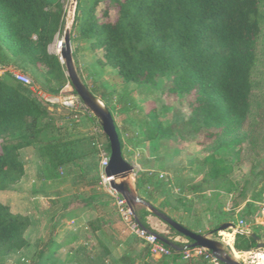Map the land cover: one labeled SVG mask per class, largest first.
<instances>
[{"label":"rangeland","instance_id":"rangeland-1","mask_svg":"<svg viewBox=\"0 0 264 264\" xmlns=\"http://www.w3.org/2000/svg\"><path fill=\"white\" fill-rule=\"evenodd\" d=\"M83 1L96 2L94 13L99 22L116 20L119 7L113 0ZM61 3L64 28L48 47L49 53L59 58L57 43L70 37L76 0ZM91 42L77 39L71 43V71L85 88L105 97L113 111L122 136L123 157L133 168L117 177L116 183L125 187L132 208L138 211L141 206L137 198H142L159 211L163 209L162 214L170 212V217L185 228L213 240L221 255L229 254L227 245L232 246L231 237L225 235L228 231L221 227L236 224L240 218L264 242V218L260 213L264 194V29L254 70L253 118L243 129L253 142L245 139L242 144L216 149L215 144L205 140L200 123L191 118L187 99L168 95L170 81L158 77L153 86L123 82L116 70L103 65L102 50L94 51ZM0 62L33 80L35 86L30 90L45 102L51 118L39 142L20 152L23 178L0 191V203L29 220L24 234L26 247L7 254L0 264H33L50 239L61 245L53 264H191L183 259L155 261V256L148 254L146 246L119 219L100 179L101 154H107L108 138L100 120L72 84L65 59L60 62L68 81L56 97H78L83 108L76 112L45 101L49 94L45 92L46 69L42 65L27 66L6 60L3 55ZM153 118L167 129L166 138L154 133ZM60 158L70 161L58 167ZM212 168L220 170L217 176L211 174ZM137 183L135 198L132 189ZM166 203L175 210H168ZM157 211L152 210L158 226L151 229L167 235L162 232L166 226ZM249 252L236 261L260 264L254 256L260 253L263 257L264 250ZM242 255L233 248L234 260Z\"/></svg>","mask_w":264,"mask_h":264},{"label":"trees","instance_id":"trees-1","mask_svg":"<svg viewBox=\"0 0 264 264\" xmlns=\"http://www.w3.org/2000/svg\"><path fill=\"white\" fill-rule=\"evenodd\" d=\"M61 1L0 0V55L27 66L42 65L46 69L45 92L55 96L68 81L60 58L48 51L64 28ZM113 1L119 7L116 20L99 22L94 13L95 1L76 0L71 43L77 39L92 41V49L103 52V65L116 70L123 82L153 86L158 77L170 81L168 95L187 99L191 118L200 123L205 140L215 144V149L242 144L245 139L253 142L243 129L253 118L254 70L264 29V0ZM86 89L100 98L113 117L106 98ZM46 106L36 93L14 81L11 75L0 76V191L23 178L25 168L20 152L37 144L48 127L51 118ZM152 124L157 136H168L167 129L155 118ZM114 125L123 154L122 136L115 122ZM106 151L109 155V141ZM68 161L57 159V166ZM212 171L213 176L220 172L216 168ZM136 214L141 225L152 231L147 222L151 213L140 208ZM28 226L27 217L13 214L0 203V259L26 247L24 234ZM169 230L192 243L173 228ZM225 235L231 237L233 248L243 255L257 248L250 236ZM161 236L167 239L166 235ZM60 247L50 239L36 254L33 264H53ZM259 254L254 259L264 264V256ZM163 259L180 260L182 256L177 251L175 256Z\"/></svg>","mask_w":264,"mask_h":264},{"label":"built area","instance_id":"built-area-1","mask_svg":"<svg viewBox=\"0 0 264 264\" xmlns=\"http://www.w3.org/2000/svg\"><path fill=\"white\" fill-rule=\"evenodd\" d=\"M9 74L12 76L14 81L20 83L23 86H27L29 88H33L35 86L33 80L25 73L20 72L13 67H8L3 65L0 62V76ZM38 90V89H37ZM36 92V90H35ZM40 92V91H39ZM41 94V93H39ZM45 101L52 105H60L64 109L70 112H76L78 110H82L83 105L78 97L68 96L64 98H59L53 95H49L45 97ZM109 164V155L106 153L101 154L100 167H101V184L107 190L110 199L115 207L116 213L127 229V231L131 232L137 239H139L149 250L151 256L155 257H172L177 251L180 252L182 259L188 263L192 261H201L205 264H223L221 263L217 257L208 249L203 247H183L179 250L177 248L170 247L164 244L163 238L154 233L153 231L143 227L137 217L135 210L129 204L128 200L125 196L118 193L113 187L111 183L116 181L114 177H107L105 175V168ZM261 216L264 218V194L262 196L261 203ZM232 227H229L230 231H228V235L234 237L236 234L249 236L251 234V225L248 224L243 218L237 220L236 224H232ZM228 229V228H227ZM231 246V245H230ZM232 247V246H231ZM233 248V247H232ZM251 253L248 251L245 252L239 259L242 260L246 255H250Z\"/></svg>","mask_w":264,"mask_h":264},{"label":"water","instance_id":"water-1","mask_svg":"<svg viewBox=\"0 0 264 264\" xmlns=\"http://www.w3.org/2000/svg\"><path fill=\"white\" fill-rule=\"evenodd\" d=\"M58 47H62L60 61L65 59L66 66L69 71V77L71 79L72 84L74 85L78 95L81 99L86 103L88 108L92 111V113L100 120L101 127L103 129L104 134L107 136L109 144H110V154H109V164L105 168L104 172L107 177H121L125 176L128 173L133 171L132 166L126 162L122 154L121 143L119 141L118 134L115 129L114 120L110 112L104 106V109H99L96 104L93 102V99H96L77 79V77L71 71V61H72V53H71V41L70 37H65L64 41H59L57 43ZM113 189H115L118 193L123 195V187L113 181L111 183ZM127 199V198H126ZM153 210V208H151ZM157 216L166 223L169 227L173 228L179 234L188 238L192 241L191 247H203L211 251L217 259L223 264H242L232 257L233 248L230 245H227V250L229 254L221 255L220 250L217 247L216 243L206 238L198 233H195L183 225L177 223L170 217L163 215L162 213L157 212ZM232 224H225L221 227L222 230H225L229 227H232ZM254 241L257 243V249L264 250V242L260 241V238L254 234L249 235ZM163 240V239H162ZM165 241V240H164Z\"/></svg>","mask_w":264,"mask_h":264},{"label":"crops","instance_id":"crops-1","mask_svg":"<svg viewBox=\"0 0 264 264\" xmlns=\"http://www.w3.org/2000/svg\"><path fill=\"white\" fill-rule=\"evenodd\" d=\"M123 187V186H122ZM132 191H133V193H134V195H135V198H137V190H136V185L134 184L133 185V189H132ZM125 187H123V196H125ZM127 198V197H126ZM127 200H128V198H127ZM137 201H138V203H139V206H141V208H145L146 210H148L150 213H151V215L147 218V222H148V224H149V226H150V228H151V226H153V225H155V226H158V224L154 221V216H153V212H152V209L151 208H153V211L155 210V211H157L158 209L156 208V206L155 205H152L150 202H147V201H145V200H141V199H138L137 198ZM129 202V201H128ZM132 203H130V205H131ZM171 204V203H170ZM170 204H168V203H166L165 204V206L167 207V209L168 210H175V207L174 206H172V204L170 205ZM132 206V205H131ZM155 206V207H154ZM158 207V206H157ZM157 209V210H156ZM161 211H163V209H160ZM161 211H157L158 213H161ZM167 211V210H166ZM136 212V211H135ZM164 215V214H163ZM165 215L166 216H168V217H170L171 216V214H170V212H165ZM172 217V216H171ZM170 217V218H171ZM171 219H173L174 220V218H171ZM164 223V222H163ZM178 223V222H177ZM165 224V229H163L162 230V232H165L167 235V239H165L166 241L164 242V243H166V245H168V246H170V247H173V248H177V250H179V249H181V248H183V247H187V246H191V244L192 243H188V241L186 240V239H184V238H182V237H180V236H170L171 235V231L169 230V227H168V225L166 224V223H164ZM262 224H264V219H262ZM264 226V225H263ZM185 227V226H184ZM160 237H162L161 235V233H157ZM165 236V235H164ZM205 237V236H204ZM163 238V237H162ZM186 238V237H185ZM207 238V237H206ZM188 239V238H187ZM176 255V253L173 255V256H175ZM172 256V257H173ZM163 258H165V257H155V261H157V262H159L160 260H162ZM159 259V260H158Z\"/></svg>","mask_w":264,"mask_h":264},{"label":"bare ground","instance_id":"bare-ground-1","mask_svg":"<svg viewBox=\"0 0 264 264\" xmlns=\"http://www.w3.org/2000/svg\"><path fill=\"white\" fill-rule=\"evenodd\" d=\"M61 50H62V47H58V45H57V47H56V52L57 53H61ZM93 102L96 104V106L99 108V109H101V110H103L104 109V106H103V104L99 101V100H97V99H93ZM120 177V176H119ZM115 180H116V178H115Z\"/></svg>","mask_w":264,"mask_h":264}]
</instances>
